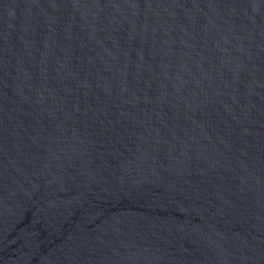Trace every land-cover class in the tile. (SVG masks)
I'll return each mask as SVG.
<instances>
[{
    "label": "water",
    "instance_id": "1",
    "mask_svg": "<svg viewBox=\"0 0 264 264\" xmlns=\"http://www.w3.org/2000/svg\"><path fill=\"white\" fill-rule=\"evenodd\" d=\"M0 264H264V0H0Z\"/></svg>",
    "mask_w": 264,
    "mask_h": 264
}]
</instances>
